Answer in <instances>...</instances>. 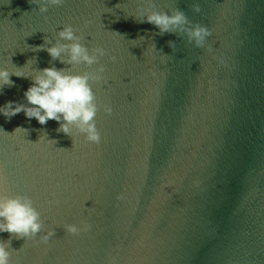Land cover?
<instances>
[{"label":"water","instance_id":"95a60500","mask_svg":"<svg viewBox=\"0 0 264 264\" xmlns=\"http://www.w3.org/2000/svg\"><path fill=\"white\" fill-rule=\"evenodd\" d=\"M46 2L0 0V65L31 73L11 76L0 105L27 103L45 68L103 65L90 81L101 141L0 113V183L55 230L47 243L0 233L11 264H264V0H62L41 13ZM176 10L184 28L147 21ZM68 24L90 53L105 50L98 63L50 55L71 43ZM196 24L211 31L201 47L186 30ZM81 221L91 227L66 231Z\"/></svg>","mask_w":264,"mask_h":264},{"label":"clouds","instance_id":"9594fccd","mask_svg":"<svg viewBox=\"0 0 264 264\" xmlns=\"http://www.w3.org/2000/svg\"><path fill=\"white\" fill-rule=\"evenodd\" d=\"M61 2L62 0H47L41 5L40 12H46L50 5H58ZM196 10H200L199 4L196 5ZM147 21L159 26L162 32L184 28L189 23L187 16L181 10H176L173 15L153 11L147 15ZM186 30L190 38L195 40L197 47L203 46L211 35L209 28L201 24ZM59 37L71 43H60L58 40L48 47L47 51L53 58L67 53L69 62H83L91 66L98 63L100 57L105 54V50L101 47L93 48L90 53L88 47L81 43L82 37L77 36L71 24L65 25L60 30ZM29 65L30 63L22 68L14 69L0 65V89L5 85L14 84L12 75L17 77L30 75L29 70H26V66ZM103 70V65H100L95 72L84 73L67 72L55 67L45 68L32 76L33 82L24 93L27 103L7 101L0 105V113L11 118L23 111L29 119L35 118L41 125L46 124L49 119L63 121L60 125V130L63 132L69 133L75 128L78 133L84 134L87 141L98 144L101 141V133L95 118L99 106L90 81L99 80V73ZM104 110L111 113L112 107L105 105ZM18 130L24 129L18 127L15 132ZM43 139L53 141L47 139V136H43ZM90 227L91 225L86 221L65 225L66 231L73 235H79ZM43 228L41 212L34 205L32 198L25 194H10L8 188L0 183V233H13L18 238L26 237L27 239L39 234L40 239L47 243L55 235V230L43 231ZM12 254L10 240L0 239V264H11Z\"/></svg>","mask_w":264,"mask_h":264}]
</instances>
